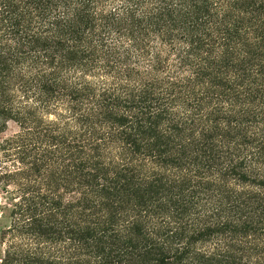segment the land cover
I'll return each mask as SVG.
<instances>
[{
	"label": "trees",
	"instance_id": "trees-1",
	"mask_svg": "<svg viewBox=\"0 0 264 264\" xmlns=\"http://www.w3.org/2000/svg\"><path fill=\"white\" fill-rule=\"evenodd\" d=\"M7 121L0 264H264V0H0Z\"/></svg>",
	"mask_w": 264,
	"mask_h": 264
},
{
	"label": "rangeland",
	"instance_id": "rangeland-1",
	"mask_svg": "<svg viewBox=\"0 0 264 264\" xmlns=\"http://www.w3.org/2000/svg\"><path fill=\"white\" fill-rule=\"evenodd\" d=\"M15 130H16V125L11 121H7L6 123H0V141L2 138L10 136L12 133L15 132ZM5 165L9 166L10 163L6 162ZM0 196H1V191H0Z\"/></svg>",
	"mask_w": 264,
	"mask_h": 264
}]
</instances>
